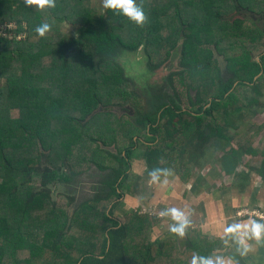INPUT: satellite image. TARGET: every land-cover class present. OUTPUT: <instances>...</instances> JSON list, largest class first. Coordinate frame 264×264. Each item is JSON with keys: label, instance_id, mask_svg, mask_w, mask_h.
<instances>
[{"label": "trees", "instance_id": "16d2710c", "mask_svg": "<svg viewBox=\"0 0 264 264\" xmlns=\"http://www.w3.org/2000/svg\"><path fill=\"white\" fill-rule=\"evenodd\" d=\"M137 3L148 17L142 27L108 10L98 17L91 0H56L43 11L0 0V24H15L11 37L0 35V264H190L205 256L191 237L185 249L175 239L152 240L164 206L124 211L119 200L135 197L136 161L170 168L187 183L195 159L183 156L195 138L201 154L233 141L252 150L257 134L225 130L263 105L264 0ZM44 22L52 28L41 38L34 29ZM63 22L77 37L67 39ZM142 46L150 69L177 53L180 63L136 92L118 61ZM211 140L217 147H205ZM96 172L91 197L68 216L50 185ZM33 173L40 187L26 181Z\"/></svg>", "mask_w": 264, "mask_h": 264}, {"label": "crops", "instance_id": "0c3cea01", "mask_svg": "<svg viewBox=\"0 0 264 264\" xmlns=\"http://www.w3.org/2000/svg\"><path fill=\"white\" fill-rule=\"evenodd\" d=\"M261 126H264V122ZM252 134H257L252 150L239 151L241 155L236 156L238 158H235V163L223 166L225 171L215 173L214 168L208 165L209 169L205 173L203 171L196 173L195 169L189 181L184 183L172 170L173 175L164 177L161 183L152 185L148 183L149 187L146 190L141 187L142 191H139L136 198H131L129 204L132 208H142L143 211L151 213L161 205L165 207L164 209L177 207L189 213L191 221L188 227L191 230L190 235L187 229L181 238L169 232L171 219L159 215L160 223L152 232L153 241L175 239L185 249L190 244L191 237L197 248L202 247L199 243H204V247L197 252L203 251L205 256L208 254L213 258L216 256L231 258L234 264H264V243L258 244L254 240H248L247 244L251 250L246 255H241L238 251L240 246L231 237L225 238L223 233L224 227L229 224L254 219L238 217L237 213L240 210L264 209V130L260 129L259 132ZM214 150H211L212 154ZM139 167L135 172L139 176L138 179H141L145 169ZM237 169L242 172L235 171ZM145 177L149 179L148 176ZM165 179L167 183H163Z\"/></svg>", "mask_w": 264, "mask_h": 264}, {"label": "rangeland", "instance_id": "374dc122", "mask_svg": "<svg viewBox=\"0 0 264 264\" xmlns=\"http://www.w3.org/2000/svg\"><path fill=\"white\" fill-rule=\"evenodd\" d=\"M91 5L95 9H97L98 17L104 14L105 9L101 7L100 0H91ZM232 17L236 19H240L237 15L234 14L232 15ZM12 27L15 28V24L12 25ZM61 30L66 34L67 39L72 40V38L77 37L74 29L65 22L61 24ZM13 34L14 33H11V35ZM3 36L10 37V34ZM257 58L260 59L259 57ZM214 59L217 60L222 67L225 65L223 56L215 49H214ZM118 63L124 69L125 74L131 81L132 87L135 89V91L140 92L142 88L143 89L149 88L152 85H157L161 83L165 77H168L170 75L171 72L177 71L179 69L180 53L173 54L169 62H167L166 64H164L163 66H161L156 70L150 69L143 46L140 47L139 50L136 52H124L122 57L119 59ZM260 102L263 103L264 105V98L260 99ZM263 105L255 104L250 108H246L238 117H236L233 121H231L230 124L226 127L227 128V130H225L226 136L227 137L237 136L239 138H246L253 136L254 135L252 134L253 132L255 133L257 131L259 132L260 129L261 131L264 130V126L263 127L261 126V124L264 122V108H262L264 107ZM10 114L13 119H17L20 116L18 110H12L10 111ZM212 144H214L217 147V143L213 140L207 143L205 147H214L212 146ZM239 151L244 152V150H240L237 147L236 141H233L227 143L224 149H221L220 147L216 148L213 151V154L212 151H207V154L206 152L205 154H201L202 146H200V141L197 138H195L193 142H191V145L190 144L188 145L187 152L183 156V160L191 161L195 159L194 163H196V165H194L195 167L192 170L193 172L195 169H197L195 170L196 173H200L201 171L205 173L206 170L209 169L208 167L212 166V168H214L215 173H218V171L220 170L225 171L223 167L224 166L223 161L227 153H228V157L226 158V160L232 164L235 163V158H238L236 156L241 155ZM211 154L212 157L210 158L209 156ZM139 166L143 167L145 169V172L143 177L137 180V184H136L137 191L136 194L134 195L135 196L134 198H136V195L139 193V191H142L141 187H143V190H146L149 187L148 180L145 177L148 176L149 169L147 168V165L145 164L144 161L134 162L132 165V171L136 173L135 171L137 168H140ZM235 171L242 172V170L240 169H237ZM98 175L99 173L96 172V173H92L91 175L85 174L80 177L73 178L69 182H65L62 180L60 182L56 181L55 183H52L49 188L52 200H54L55 202H59L61 205V209L65 208L68 216H71L75 210L74 209L75 207H78V205L81 204L84 200L89 199L91 197L94 191L93 187L95 186L98 180ZM66 176L71 178V174L68 171H66ZM26 181L29 182L31 185H34L35 187H40L41 176L36 173L35 174L33 173L32 175L26 176ZM126 199L127 197L124 196L121 200H119L121 202H124L123 206H125L126 208L124 211L135 210V211H140L141 213H150V211L148 212L143 211L142 208H137V207L132 208V206L129 205L131 199L128 200ZM124 211L121 212L119 210L116 212V217H118L121 221H123L122 214L124 213ZM71 235H76V231L73 230L71 232ZM46 257L48 256L46 255Z\"/></svg>", "mask_w": 264, "mask_h": 264}, {"label": "clouds", "instance_id": "9594fccd", "mask_svg": "<svg viewBox=\"0 0 264 264\" xmlns=\"http://www.w3.org/2000/svg\"><path fill=\"white\" fill-rule=\"evenodd\" d=\"M25 7L35 8L37 11L45 9H52L56 7V0H22ZM101 7L105 10L119 13L123 17L137 26L142 27L147 22V15L144 7L137 3V0H100ZM52 26L47 23H41L34 29L38 37H45L51 31ZM173 175L170 168H152L148 172V183H161V176L167 178ZM167 183V179L163 181ZM160 217H168L172 223L169 227V232L175 236L183 238L186 230L191 225L189 213L177 207L166 208L159 213ZM224 237H231L240 246L238 251L241 255H246L250 250L248 240H254L258 244L264 243V223L258 222L254 219H249L246 222L232 223L224 227ZM190 264H234L231 258H224L216 256L215 258L209 256L193 255Z\"/></svg>", "mask_w": 264, "mask_h": 264}, {"label": "built area", "instance_id": "2783aa9c", "mask_svg": "<svg viewBox=\"0 0 264 264\" xmlns=\"http://www.w3.org/2000/svg\"><path fill=\"white\" fill-rule=\"evenodd\" d=\"M12 25L14 24H0V35L10 34L11 37L12 32L9 31V29L13 28ZM237 215L241 218H254L260 221L261 223H264V209H242L237 213Z\"/></svg>", "mask_w": 264, "mask_h": 264}, {"label": "flooded vegetation", "instance_id": "af4514ba", "mask_svg": "<svg viewBox=\"0 0 264 264\" xmlns=\"http://www.w3.org/2000/svg\"><path fill=\"white\" fill-rule=\"evenodd\" d=\"M126 108H130V107H129V106H127ZM120 113H121V114H122V113H130V114H131V112H130V111H128V110H122Z\"/></svg>", "mask_w": 264, "mask_h": 264}]
</instances>
